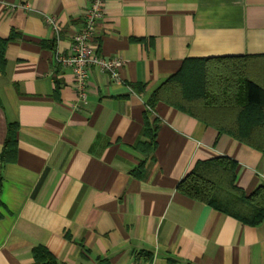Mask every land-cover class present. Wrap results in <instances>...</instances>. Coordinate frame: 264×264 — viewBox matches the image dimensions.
Returning <instances> with one entry per match:
<instances>
[{
    "label": "crops",
    "instance_id": "1",
    "mask_svg": "<svg viewBox=\"0 0 264 264\" xmlns=\"http://www.w3.org/2000/svg\"><path fill=\"white\" fill-rule=\"evenodd\" d=\"M86 5L0 0V154L10 125L17 140L0 160V264H38V247L58 264H264V221L244 225L177 191L196 162L223 156L245 196L264 187V151L244 145L264 130L233 116V137L146 105L188 59L241 58L239 73L264 90V0H107L96 50L124 65L118 81L93 68L83 104L53 56L69 54Z\"/></svg>",
    "mask_w": 264,
    "mask_h": 264
},
{
    "label": "trees",
    "instance_id": "2",
    "mask_svg": "<svg viewBox=\"0 0 264 264\" xmlns=\"http://www.w3.org/2000/svg\"><path fill=\"white\" fill-rule=\"evenodd\" d=\"M5 43L0 40V71L5 68ZM241 61V58L227 57L185 60L180 70L150 94L146 105L153 109L157 103H164L233 137H237L232 132L234 128L223 123L233 116L250 123L258 122L254 126L241 127L242 131L264 130V90L242 77L238 67ZM144 122L150 152L155 145V131L150 129L147 115ZM7 134L0 154L2 163L11 162L16 153V126L10 125ZM244 145L264 151V141H248ZM236 167L233 160L224 156L196 162L178 184L177 191L244 225L257 226L264 221V187H258L252 194L245 196L234 186ZM32 256L38 264H58L42 247L35 248Z\"/></svg>",
    "mask_w": 264,
    "mask_h": 264
},
{
    "label": "built area",
    "instance_id": "3",
    "mask_svg": "<svg viewBox=\"0 0 264 264\" xmlns=\"http://www.w3.org/2000/svg\"><path fill=\"white\" fill-rule=\"evenodd\" d=\"M83 26L73 37L69 47V54L59 52L53 56L54 66L61 70H68L74 78V89L78 101H87L88 77L93 68L113 81H118V72L124 65L121 57L105 58L96 50L95 37L97 26L104 17L107 0H86ZM47 24L55 28L52 18L46 19Z\"/></svg>",
    "mask_w": 264,
    "mask_h": 264
}]
</instances>
